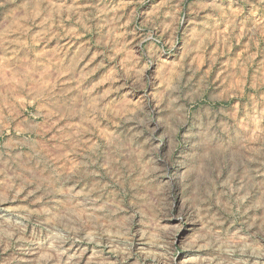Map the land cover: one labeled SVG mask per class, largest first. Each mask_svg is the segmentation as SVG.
Segmentation results:
<instances>
[{"label": "clouds", "instance_id": "clouds-1", "mask_svg": "<svg viewBox=\"0 0 264 264\" xmlns=\"http://www.w3.org/2000/svg\"><path fill=\"white\" fill-rule=\"evenodd\" d=\"M0 264H264V0H0Z\"/></svg>", "mask_w": 264, "mask_h": 264}]
</instances>
